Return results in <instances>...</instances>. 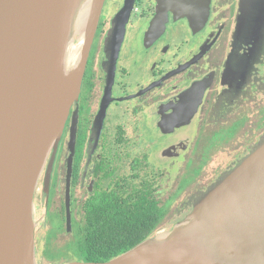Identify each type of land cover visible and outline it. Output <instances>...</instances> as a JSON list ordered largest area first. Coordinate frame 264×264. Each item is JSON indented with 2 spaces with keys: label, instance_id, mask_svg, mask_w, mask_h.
<instances>
[{
  "label": "flooded vegetation",
  "instance_id": "obj_1",
  "mask_svg": "<svg viewBox=\"0 0 264 264\" xmlns=\"http://www.w3.org/2000/svg\"><path fill=\"white\" fill-rule=\"evenodd\" d=\"M243 4L104 1L77 100L46 160L45 263L83 262L98 203H155L163 216L147 240L172 228L258 147L264 13L255 25ZM155 168L163 182L176 179L163 201L154 197Z\"/></svg>",
  "mask_w": 264,
  "mask_h": 264
},
{
  "label": "water",
  "instance_id": "obj_2",
  "mask_svg": "<svg viewBox=\"0 0 264 264\" xmlns=\"http://www.w3.org/2000/svg\"><path fill=\"white\" fill-rule=\"evenodd\" d=\"M104 1H87L80 31L69 37L76 0H0V264L34 263L36 183L77 100ZM262 13L264 0H244L247 20L259 25ZM78 39L72 86L50 141L58 67ZM193 210L153 250L146 240L108 262L68 264H264V141Z\"/></svg>",
  "mask_w": 264,
  "mask_h": 264
},
{
  "label": "trees",
  "instance_id": "obj_3",
  "mask_svg": "<svg viewBox=\"0 0 264 264\" xmlns=\"http://www.w3.org/2000/svg\"><path fill=\"white\" fill-rule=\"evenodd\" d=\"M93 207L96 210L92 208L81 248L85 263L108 262L130 251L147 240L163 216L155 203L148 204L145 199Z\"/></svg>",
  "mask_w": 264,
  "mask_h": 264
},
{
  "label": "rangeland",
  "instance_id": "obj_4",
  "mask_svg": "<svg viewBox=\"0 0 264 264\" xmlns=\"http://www.w3.org/2000/svg\"><path fill=\"white\" fill-rule=\"evenodd\" d=\"M81 41L80 39L76 40L75 44L77 45L78 42ZM62 138V137H61ZM264 141V133H263V137L261 139V141L259 142V145ZM60 143V142H59ZM59 145V144H58ZM258 145V146H259ZM255 150V149H254ZM252 150L251 153L254 151ZM51 153V160L52 158L55 156V153L53 155V152ZM48 161V159H46ZM47 161H45L42 170L40 172V175L38 177L37 183H36V188L34 191V195H33V202H32V220L34 223V233H33V241H34V263L33 264H50L48 262H44L43 261V257H42V250L44 247V243H45V237H46V231H50L51 227L50 224H48L46 227H44V221H43V212H44V198L46 196L47 193V187H48V183H49V176L48 174H44V169L46 167ZM161 170L158 168L154 169V176H155V187H156V191L154 194L155 199H159V201H163L162 198L166 195V194H170L173 192L174 188H173V181L176 180L175 176L174 178L169 179L168 181L166 180L167 175H165V182H163V179H161V176H159ZM43 183V184H42ZM194 211V210H193ZM193 211H191V213H189L188 215H186L185 217H180L179 219H177L178 221L181 220L178 223H175L172 228L171 226L164 228L165 230H161L156 232V234L163 232L166 235H170L176 228H178L183 222H185L186 220H188L190 218V216L192 215ZM52 212L49 213L50 217L53 218V214H51ZM176 220V221H177ZM172 225V224H171ZM63 227L62 222H55V227ZM155 234V235H156ZM154 236H151L148 240L149 241H153ZM63 236V235H62ZM61 236V237H62ZM61 242L65 241V239L61 238L59 239ZM147 242V243H148ZM68 260V259H67ZM61 261L58 262L57 264H68V263H73V262H69V261Z\"/></svg>",
  "mask_w": 264,
  "mask_h": 264
},
{
  "label": "bare ground",
  "instance_id": "obj_5",
  "mask_svg": "<svg viewBox=\"0 0 264 264\" xmlns=\"http://www.w3.org/2000/svg\"><path fill=\"white\" fill-rule=\"evenodd\" d=\"M88 0H76L70 26L68 30L69 37H73L74 34L80 31V26L83 20L84 7ZM80 44L69 43L63 51L60 65L57 71L56 84L53 89V95L55 96V109L52 120L49 124V136L50 141L54 138L64 111L65 103L69 95L70 87L72 86V79L75 72L76 63L80 53ZM44 210V209H43ZM164 233L160 232L155 235L154 240L149 243V247L146 250H153L157 247L161 241H163Z\"/></svg>",
  "mask_w": 264,
  "mask_h": 264
}]
</instances>
